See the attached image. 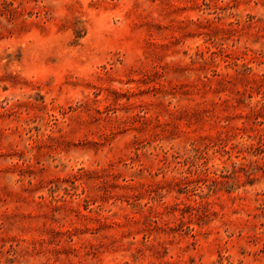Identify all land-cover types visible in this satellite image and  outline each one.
Wrapping results in <instances>:
<instances>
[{
  "label": "rangeland",
  "instance_id": "374dc122",
  "mask_svg": "<svg viewBox=\"0 0 264 264\" xmlns=\"http://www.w3.org/2000/svg\"><path fill=\"white\" fill-rule=\"evenodd\" d=\"M0 264H264V0H0Z\"/></svg>",
  "mask_w": 264,
  "mask_h": 264
}]
</instances>
